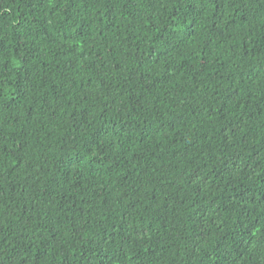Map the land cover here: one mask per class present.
<instances>
[{
	"label": "trees",
	"instance_id": "16d2710c",
	"mask_svg": "<svg viewBox=\"0 0 264 264\" xmlns=\"http://www.w3.org/2000/svg\"><path fill=\"white\" fill-rule=\"evenodd\" d=\"M0 264H264V0H0Z\"/></svg>",
	"mask_w": 264,
	"mask_h": 264
}]
</instances>
